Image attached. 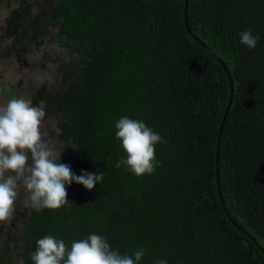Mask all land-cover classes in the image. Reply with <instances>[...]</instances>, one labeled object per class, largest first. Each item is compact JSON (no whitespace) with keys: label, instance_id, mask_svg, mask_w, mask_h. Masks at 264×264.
I'll use <instances>...</instances> for the list:
<instances>
[{"label":"trees","instance_id":"obj_1","mask_svg":"<svg viewBox=\"0 0 264 264\" xmlns=\"http://www.w3.org/2000/svg\"><path fill=\"white\" fill-rule=\"evenodd\" d=\"M15 1L0 50L33 47L58 65L56 87L35 101L72 143L61 163L104 175L91 191L66 185L57 210L30 208L0 260L33 264L46 235L70 248L97 234L121 255L146 249L139 264H264V0H188V28L186 0ZM245 30L259 36L254 49L240 43ZM215 55L235 87L220 141L232 219L216 164L231 84ZM123 116L162 137L151 175L115 166L126 155L115 136Z\"/></svg>","mask_w":264,"mask_h":264},{"label":"clouds","instance_id":"obj_2","mask_svg":"<svg viewBox=\"0 0 264 264\" xmlns=\"http://www.w3.org/2000/svg\"><path fill=\"white\" fill-rule=\"evenodd\" d=\"M239 36L250 50L256 47L258 35L245 30ZM45 116V108L34 105L30 97L12 96L0 105V222L12 218L21 185L27 194L26 207L57 210L69 202L66 185L75 182L91 191L103 179V172L75 175L70 165L60 162L64 148L58 149L43 131ZM115 129L126 154L116 168L125 166L136 177L151 175L159 165L155 151L162 137L143 121L127 116L115 123ZM145 252L141 248L133 255H121L97 234L73 241L70 248L63 240L46 235L37 240L31 260L33 264H139ZM154 264L167 262L159 259Z\"/></svg>","mask_w":264,"mask_h":264},{"label":"rangeland","instance_id":"obj_3","mask_svg":"<svg viewBox=\"0 0 264 264\" xmlns=\"http://www.w3.org/2000/svg\"><path fill=\"white\" fill-rule=\"evenodd\" d=\"M20 2L15 0H0V29L7 24L11 12ZM33 5L37 6L35 12H38L40 8L37 2L34 1ZM8 43L9 49L4 47L5 50H0V105H5L12 97L7 89V85H11L16 89L15 96L17 97L24 95V90H28L29 95L26 97H30L33 104L38 106L39 104L36 103L35 98L40 96L41 89L44 91L50 87H56L58 82V65H54L52 60L45 63L46 53L36 51L33 47H29L30 50H27L24 47H17L13 42ZM3 44H6V42L3 40L2 35H0V46ZM50 47L55 55L62 58L61 50L58 47L53 45ZM4 53H8V55L6 56ZM44 104L46 102L41 105L45 108ZM59 124L58 114L53 111H46L43 131L48 134V137L51 138L58 149L64 148L61 152L60 162L65 163L72 150V143L69 140L60 139V135L56 131V129L60 130ZM28 155L30 157L31 154L28 153ZM26 197L27 194L23 186H19L12 218L8 221L0 222V259H2V253L7 248V245H12L17 238L21 229V221L31 208L25 206ZM12 252L16 254L15 251L12 250ZM3 260H0V264H5L6 262L7 264H12L8 263V261L3 262Z\"/></svg>","mask_w":264,"mask_h":264},{"label":"water","instance_id":"obj_4","mask_svg":"<svg viewBox=\"0 0 264 264\" xmlns=\"http://www.w3.org/2000/svg\"><path fill=\"white\" fill-rule=\"evenodd\" d=\"M186 24H187V28H188V0H186ZM215 57L220 61V63L223 65L225 71L227 72V75L229 77V80H230V84H231V93H230V98H229V103H228V107H227V110H226V113L224 115V118H223V121H222V124H221V128H220V135H219V142H218V149H217V177H218V189H219V194H220V198H221V201L223 203V206L228 214V216L231 218L229 212H228V209L226 208L225 206V203H224V200H223V197H222V193H221V185H220V141H221V137H222V132H223V128H224V125H225V122H226V119H227V116L229 114V111L231 109V106L233 104V99H234V93H235V87H234V82H233V77H232V73L230 71V69L228 68V66L226 65V63L220 59L217 55H215Z\"/></svg>","mask_w":264,"mask_h":264},{"label":"flooded vegetation","instance_id":"obj_5","mask_svg":"<svg viewBox=\"0 0 264 264\" xmlns=\"http://www.w3.org/2000/svg\"><path fill=\"white\" fill-rule=\"evenodd\" d=\"M8 91H10V89H9ZM9 93H10V92H9Z\"/></svg>","mask_w":264,"mask_h":264}]
</instances>
